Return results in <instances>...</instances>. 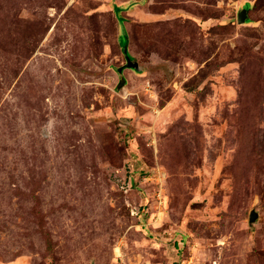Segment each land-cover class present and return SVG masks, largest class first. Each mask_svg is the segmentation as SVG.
<instances>
[{"label": "rangeland", "instance_id": "rangeland-1", "mask_svg": "<svg viewBox=\"0 0 264 264\" xmlns=\"http://www.w3.org/2000/svg\"><path fill=\"white\" fill-rule=\"evenodd\" d=\"M0 264H264V0H0Z\"/></svg>", "mask_w": 264, "mask_h": 264}, {"label": "water", "instance_id": "water-1", "mask_svg": "<svg viewBox=\"0 0 264 264\" xmlns=\"http://www.w3.org/2000/svg\"><path fill=\"white\" fill-rule=\"evenodd\" d=\"M247 10L248 8H242L241 11L239 12V22H245L247 18ZM128 66L131 68H138V64L134 62L130 57H128ZM121 82H125V78H121ZM258 214L255 210L251 212L250 215V221H254L257 218Z\"/></svg>", "mask_w": 264, "mask_h": 264}, {"label": "trees", "instance_id": "trees-1", "mask_svg": "<svg viewBox=\"0 0 264 264\" xmlns=\"http://www.w3.org/2000/svg\"><path fill=\"white\" fill-rule=\"evenodd\" d=\"M124 8H120V7H117V8H115V11H116V14H117V17H118V19L120 20V17H119V15H118V12L119 11H124L123 10ZM125 45H126V47L123 49V52L124 53H127V43H128V36H127V34L125 35ZM120 45H121V43H120ZM122 47V46H121ZM129 56V55H128Z\"/></svg>", "mask_w": 264, "mask_h": 264}]
</instances>
